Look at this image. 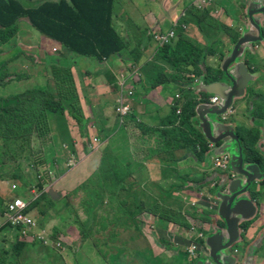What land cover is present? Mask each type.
<instances>
[{
	"label": "rangeland",
	"instance_id": "rangeland-1",
	"mask_svg": "<svg viewBox=\"0 0 264 264\" xmlns=\"http://www.w3.org/2000/svg\"><path fill=\"white\" fill-rule=\"evenodd\" d=\"M23 1L27 3L25 0H18ZM164 0H116V3L113 8L114 13V28L116 30L120 29L122 32H125L127 30V36H132L133 33L129 32H144L143 35H146L145 32H147V29H150V34L152 35V39H149V34L145 36L143 39L144 46L146 45H153L155 46V58L153 57V52H144V57H139L136 61L132 62L131 66L130 64H126L125 66L131 67V70L128 71L131 75L129 77V81H131L130 85H134L135 91L137 93L140 92L141 86L140 84L144 81L145 86H150V83L146 80H140V68H137V64L141 62L143 59H145L144 67L142 68L144 71L145 77H147V73L149 72L151 77L155 78L158 76L160 72H164L166 76H174L176 79H182V81L191 80V82L194 85H200L202 83L197 84V80L199 79L200 75L194 72H178L176 69H174L172 66H168L165 63H163L161 60H157L160 56V50L164 46H161L159 42L156 39V36L159 32H164L168 26H170V23L167 22L163 26V23L161 22L160 18L162 15H166L165 9H164ZM213 1L216 0H205V2H202V0H184V2H179L177 0H171L170 3L173 5V10L177 9L180 13L186 10H190V14L188 15L190 18V21H186L188 25L195 22V17L198 18L203 15V13H206L208 18H206V23L209 22L212 24L213 22L211 20H218L215 17L212 16L211 12L218 13L219 9L223 10V5L218 3V6L216 4H213ZM211 2V3H210ZM227 3L229 5L232 4H238L240 3L239 0H227ZM206 8V10H204ZM194 12V13H193ZM177 14V13H176ZM195 17H194V15ZM26 20L28 23H23L21 20ZM187 18L183 19L181 23H183ZM156 20H159L162 23V26H160L159 22H156ZM143 21L145 22L143 25ZM159 23V24H157ZM214 24V23H213ZM146 25V28L144 31L139 30L138 27H143ZM17 35H16V42L15 44L20 43L23 41V39H26V41H29L31 39H34V35H37L38 33L30 26L27 18L21 17L17 23ZM23 26L28 30L22 29ZM213 26V25H212ZM138 29V30H137ZM16 30V31H17ZM230 30V33L225 34L227 36V39L225 41L221 40H211L210 32L204 33V38H207L209 36L210 40L209 42H206L205 45H201V48L204 46L206 47L207 44H215L218 42H221L220 47H228L229 41L228 38L236 35L235 30ZM34 35H33V34ZM240 33H237V36H239ZM148 36V38H147ZM182 36L177 35L176 40L179 41L182 40ZM132 39V45L135 47L136 41L134 38ZM191 43L194 39L190 37H186ZM175 40V41H176ZM58 43V42H57ZM195 44L196 41L194 42ZM9 44V43H8ZM60 44V43H59ZM130 44V43H129ZM61 45V44H60ZM17 47H19L17 45ZM22 48V47H20ZM58 49V48H56ZM33 50H37L39 54L37 55V60H40L37 63L41 62V58L45 51H42L39 47L34 48ZM5 51V50H4ZM12 54H15L16 52L12 49H8L5 53L6 56H10ZM16 55L17 58H27V59H35L33 55H31V51L28 52L26 50H22L20 52H17ZM183 56L191 58L195 57L192 51L186 50V46L184 45L182 48ZM68 57V52L66 49H62V52L59 54V58L66 59ZM78 58V56H76ZM114 57V55L110 56L109 58ZM125 59H131L130 56L127 55V53H124L123 56ZM81 58V57H79ZM96 56L91 55L89 57H84L83 64H80L81 67H76L75 64L69 65V67H59L57 64H55V59H50L48 61L49 67L43 68L41 65L39 68H32L34 64L32 62H22L20 67L23 69L22 73H17L19 76L24 75L25 71L28 74V79L26 80V83L24 84H44L43 88H50L53 92L54 96L56 97V100H58L59 105H64L63 110L61 107V112L65 114L67 117V123L68 126H70L71 131L73 135L75 136L80 129H84V132L87 131V128L89 125L93 122V120H87L85 117L82 118L81 124H78L72 128V124L70 121L71 119H75L72 116V112H75L78 114H83V108L85 105L87 107L91 106L88 100V94H84L82 92H89L92 93L94 90L100 92V96H103L101 93L102 90L99 88H92L90 89L91 85L94 83L106 85L107 88L111 92L115 94V81L112 83H108V80L106 79L104 73V70H100V72H95V67H90L93 65V63L99 62L100 60H96ZM108 58V59H109ZM217 63L216 66L211 65L209 62L205 63V66L201 69L203 76L207 73V67L210 69L216 70L220 66V59L217 57L215 58ZM14 61V59H13ZM21 59H17L13 64L10 66L8 65L9 69L10 67L16 65L19 63ZM53 62V65H52ZM74 62V61H73ZM81 63V62H79ZM104 60L103 62L97 63L96 66H103L104 67ZM165 64L164 67L160 66V64ZM32 64V66H30ZM191 64V63H189ZM79 65V66H80ZM181 71H184L185 68H183V64H180ZM110 66V65H109ZM109 66H106V71L110 74H120V72L117 70L118 68L111 70ZM148 66H151V70L148 71ZM124 67V66H123ZM137 68V69H136ZM11 70V69H10ZM80 73L87 75L85 84H79L78 81H75L73 79V76L75 75V71H79ZM189 70H192V67L189 68ZM221 70V68H220ZM222 74L220 76V80L226 79V83H229L230 80L228 77H226L225 72L222 71ZM1 75V74H0ZM16 75V73H14ZM122 74L119 75V77ZM218 75H215V77ZM149 78V77H147ZM172 78V77H171ZM170 78V79H171ZM95 80L96 82H94ZM151 80V78H150ZM203 81L202 79H199ZM219 80V81H220ZM218 82V81H217ZM118 93L115 94V97L113 99V102L107 101V108L104 110L106 114H108V118H113V130H115L116 127H120L119 129L125 130L129 132V129H134L135 123L133 122V111L131 112L130 117L121 118L119 115L117 109L121 107V104L128 105L132 110V104L137 101V98L135 100L133 99L134 91L131 89H127V87H122V82L118 80ZM121 84V85H120ZM137 85V86H136ZM119 86L121 88H119ZM82 88V89H81ZM84 88L87 89V91L84 90ZM153 87L148 88V91H151ZM2 87L0 88V92L2 91ZM80 89L79 95L78 91ZM90 89V90H89ZM123 90H127V95L123 94ZM143 92V91H142ZM258 94V92H255V88H248L246 90V93L244 97L241 99V101H245L247 103V107H249V100ZM129 94V100L128 98ZM9 96V95H8ZM249 96V97H248ZM131 97V98H130ZM116 98V100H115ZM247 98V99H246ZM99 102V101H97ZM131 102V103H130ZM143 107V106H141ZM238 104H236L235 109H237ZM264 108V106H263ZM261 109V107H260ZM149 111L156 110L155 107L149 108ZM247 115L249 119L251 120V124L249 127H245L244 125L240 128L242 134H247L246 132L250 133V130L254 133L256 131H259L261 133V127L256 124L253 121V115L251 112L250 107L247 109ZM111 111H113L114 115H111ZM144 111L141 110L139 113L140 115H143ZM156 112V111H154ZM149 112V113H154ZM38 113V107L35 108L32 111V114ZM63 114V115H64ZM42 119L43 112L41 113ZM64 116V117H65ZM76 116V115H75ZM255 116V115H254ZM135 117V116H134ZM107 118V119H108ZM140 118L143 120V118L140 116ZM47 123L49 122L50 130H51V141L44 143L43 146H34L31 147V145L27 148L28 156H12L10 153L3 154V141L0 139V237H11L12 235L8 233V231H5L4 229L11 230L12 227L10 226V222L13 218L12 216L8 219L5 217V206L9 202L14 201L15 199H18L21 197L24 201L28 202L29 199H31L32 191H34L35 185L37 183L38 179H45L46 182V191L50 190V188H56L59 191H56L58 193V198L55 202H52L49 205H46L45 212L50 210V215L45 213L44 216L38 215V213L35 212V221L36 223L40 224L39 221H43L44 224L41 226L42 229H47L45 231H48L52 237H55V234L57 237H59V234H62L60 239H64L63 237H66V241L62 246L61 249H59V246H55L53 243L50 242H42L43 247L39 248L36 245H24L28 246L30 248V251L28 252V255L30 256H21L23 259H30L32 264H79L85 263V261L88 263V258L90 260L96 261L95 259L102 261V264H130V262H135L136 264H139V255L140 253L145 254H153L155 257L150 256L151 258L155 260H151V263H156L157 261H165L170 258V256L166 254H160V253H167L165 250V245L167 246L168 242H163L166 238L168 241H170L171 235H174L175 232H173V229L165 230L168 231L167 236H163V232L158 230L157 227H159L160 223L164 221L166 223V226L168 223H170L167 220H162L159 215H156L152 208H148L150 205L155 204L156 212L161 213L163 210L170 212L169 208L172 209H178L180 207V203L177 200H173L170 195V193H164L160 192L159 190H155L149 192L148 195L144 194L137 186L140 185L138 181H135L133 184L132 180L136 178L139 179V175H133V172L127 173L122 171V175H124V179L120 183H123V188H125L123 191L118 192L115 196V189L112 187L107 188V185L109 182L104 183L102 185L99 177H93V174H89V168L91 165H93L94 169H100L101 165L98 163L99 159H97L95 156L92 158H87L84 160L79 161L77 156H72V160L69 159V151L68 149H64L66 136L67 133L66 128L64 127V124L62 121L54 122L53 116L50 113L48 117H46ZM137 122L140 124L141 120L139 118H136ZM145 120V119H144ZM263 119H260L259 122L262 123ZM43 122L45 121L42 120ZM102 124L100 121H96L95 124H92L89 127V132H91L94 136L97 134L98 130H100L97 125ZM33 123L27 124L25 127H31L33 126ZM44 124H42L43 126ZM77 130H76V129ZM130 130V131H131ZM135 131V130H134ZM101 132V130H100ZM133 132V131H132ZM21 134H26L25 132H21ZM38 132L33 131L28 138V140L31 138L34 140L33 142H44L46 140L42 138L35 137ZM123 134V137L115 136L112 137H106L102 132L101 136L102 138L99 140V143H96V148L94 152H101L103 151L104 157L103 160H108V162H112L113 164L117 165L119 168L123 166V163H127L130 160L129 154L127 152L120 151L116 152V156L119 158L118 162L117 157L115 156V150L116 146L122 148L125 150L126 143L128 142L129 145H133V139L137 138L136 136H131L130 134ZM44 137H47V134L44 133ZM131 137V138H130ZM175 137V136H173ZM141 138V137H140ZM139 138V139H140ZM138 139V138H137ZM24 140V139H23ZM67 143V142H66ZM67 146L72 150V144H67ZM221 146V145H219ZM92 151V150H91ZM106 151V152H105ZM110 152L112 157L107 156V153ZM245 150H243V156L245 157ZM188 153L191 154V150H188ZM93 154V153H92ZM142 154L136 153L135 156L137 158H143L141 156ZM41 160L40 162L38 160ZM89 160V161H88ZM187 160V159H186ZM186 160H183L184 162ZM83 161V163H82ZM88 161L86 164L85 162ZM193 161V160H192ZM177 162V160H176ZM178 162H182V160H178ZM129 164V163H128ZM194 162L187 161L185 162V166L182 164L183 167H180L176 164V168H179L180 173H178L175 170L171 171V167L169 166V171L165 174L166 176L170 177H176L179 174H183L179 180L185 181L188 178V175L186 174L187 171L192 170V167L196 166L197 164H194ZM175 165V164H174ZM263 164H260V168L262 169ZM262 166V167H261ZM132 165L130 166V168ZM173 167V166H172ZM264 168V167H263ZM124 167H122L120 170H123ZM214 170H216L215 167H213ZM69 171V172H67ZM263 171V169H262ZM177 172V173H176ZM186 175H185V174ZM211 178L214 177L212 180L220 181L221 173L220 171H209ZM228 173V171L226 172ZM150 177L153 179H158L160 174V168H154L151 169ZM232 175V172L230 171L229 176ZM100 182L98 183V181ZM172 181H169L164 184H170L173 183ZM215 181V184H216ZM12 185H16L17 189L13 190ZM168 186V185H167ZM166 187V186H165ZM101 188H106L107 190H110L112 192L108 193V195L112 196V198L115 197V203L112 202V200L109 199L108 195L106 194H97L93 195L97 199L93 202L92 197L89 195H92L95 191ZM167 188V187H166ZM210 191L209 195L215 196V190L216 187H212V189H209ZM252 193L258 194V189L256 186L253 187ZM180 194L177 193V195ZM176 194H173V196H177ZM195 198L197 200L202 202V198L199 195H195ZM136 203H133V207L131 208V214L130 216H127L126 213H129V210L122 209L121 204H123L125 207L129 208V204L136 201ZM48 202L47 200H45ZM126 202V203H125ZM53 204H56L57 207L53 208ZM4 205V206H3ZM161 206V207H160ZM56 209L55 211H52ZM130 209V208H129ZM211 213L217 214V208L214 211H210ZM194 212V211H193ZM209 213H207L208 215ZM91 215L94 217V219L91 218ZM203 216L201 218L197 217H189V215H185L182 213V215H179L184 223H188L189 228L196 227L199 229H203L205 231L206 236L209 234V231H212L213 225L211 224V219L209 216ZM78 218L79 221H76ZM8 222H4L7 221ZM2 225L5 226V228L2 229ZM65 226V227H64ZM71 226V227H70ZM76 226V227H75ZM95 226V228H94ZM145 226V227H144ZM171 226V225H168ZM49 227V228H47ZM171 228H173L171 226ZM41 229V230H42ZM101 229V230H100ZM40 230V231H41ZM100 230V231H99ZM14 233L18 231V229L12 230ZM44 231V236H45ZM51 232H54L52 234ZM36 234V233H35ZM34 234V235H35ZM195 236V235H190ZM15 237V236H14ZM33 237V235H32ZM49 238V237H47ZM185 236H181L179 239L182 241V246L185 248L187 246V243L185 241ZM50 239V238H49ZM81 239V240H79ZM29 241L30 242H34ZM166 241V240H165ZM203 242L205 239L202 240ZM202 241H199L200 243ZM205 244V242H204ZM189 245V243H188ZM4 247V246H3ZM53 249V250H50ZM154 250V251H153ZM155 252V253H154ZM96 254V255H95ZM97 255L99 257H97ZM168 261V260H167ZM195 262V261H194ZM193 262V263H194ZM12 264V261L10 258L6 259L3 256H0V264ZM192 263V264H193ZM237 263L240 264V261L237 260ZM236 263V264H237Z\"/></svg>",
	"mask_w": 264,
	"mask_h": 264
},
{
	"label": "crops",
	"instance_id": "crops-1",
	"mask_svg": "<svg viewBox=\"0 0 264 264\" xmlns=\"http://www.w3.org/2000/svg\"><path fill=\"white\" fill-rule=\"evenodd\" d=\"M170 1L171 0L163 1L165 13H166V15H162L160 18L161 22L163 23V26L165 25V23L169 22L170 26H168L167 28L170 29L174 27V24H177L176 28H178L181 24H184L186 28L179 30L176 34V38H177V35H182L183 38L185 39L186 37H190L194 39L192 41L193 43L196 41L197 44L195 43L194 44L199 48H201V45H205L206 42H209L210 40L209 36L207 38H204V35H203L204 33H208V32H210V37L212 41L214 40L225 41L227 39V36L225 34L230 33L229 29L235 30L237 33H240L239 35L240 37L249 31L255 32V34L257 35L256 30L252 26H250V22L248 19V7H249V3L252 0H239L240 3L238 4L236 3L232 5H229L227 3V0L213 1V4H216V6H218V3H219V4H222L224 7L223 10L219 9L218 13L211 12L212 16L218 20H211L214 24L213 23L211 24L210 22L207 24L206 18H208V16L206 15V13H203V15L198 18H196L195 15L193 14L195 17V22L190 25H188V23L186 22V21H190V18L188 16L190 14V10H186L185 8L182 13H180L178 9L177 11L173 10V5L170 3ZM177 1L181 3L184 2V0H177ZM254 1H259L261 3L260 6L261 7L264 6V0H254ZM204 10H206V8H204ZM185 18L187 19L183 23H181V21ZM21 21L23 23H27L25 19ZM156 22H159L160 24L159 23L157 24L162 26V23L159 20H156ZM260 22H261V29H262L261 36H263L264 38V17L260 18ZM144 23L145 22L143 21V25ZM145 28H146V25L143 27H138V29L142 31H144ZM182 28L184 27L182 26ZM22 29L24 30V32L25 30H27L24 26ZM169 29H166V31H168ZM17 32L18 30L16 31L15 36L10 40L8 45H0V58L4 59L7 57L5 53L8 49H12L13 53L14 51L20 52L22 50L27 49L28 52L31 51L30 54L33 55L35 59H30V60L27 58H16L15 59V61L17 59H21V61L17 63L16 65L12 66V68L10 67L11 70L9 69V71L13 75H9L5 79L6 85L2 89L3 92H0V95H3V96L21 93L24 90L28 88H33L35 86H38L41 88L44 86L43 83L39 84L38 82L35 84H24L26 83V80L28 79L27 72L25 71V74L21 76L17 74V73L21 74L23 71V69L20 67L22 62H27V63L32 62V64H34L33 66L32 64H30L32 68H39L41 65L43 68L47 69L49 67L48 61L50 59L53 58L56 61H58L56 62L58 66L61 63L60 60H64L62 58H59V54L62 52V49H66V48L60 45L59 43H57L56 41L51 40L48 37L43 36L42 34L36 31L38 33L37 35H34L32 33L35 36L34 39H31L29 41H26V39H23V41H21L20 43L15 44L16 39H17L16 38ZM118 33L120 37L125 39L130 44L124 47V49L120 51V53L115 54L114 57L109 58V59H104V63H103L104 67L96 66L97 63H100L103 61H99V62L95 61L93 65L90 66V67H93V66L95 67V72H100V70H104L103 74L108 80V83H112L115 81V94L118 93V85H119L118 80H119L120 83L121 82L123 83L122 85L120 84L122 87H127V89L129 90L131 89L132 91H134L133 99L135 100V98H137V101H135L134 104L130 102L132 105L133 122L135 123L134 125L135 127L134 129L132 128V130L129 129V132L126 131V134L131 133V136L132 135L136 136L138 139L137 138L133 139V145L132 143L131 145H129V143L127 142L125 150L116 146L115 156H116L117 151H120V153L124 151L129 154L130 160L127 163H124V162L122 163L123 164L129 163L128 164L129 167L132 165V167L127 170L130 173L132 171L133 175L138 174L140 176L139 179L135 177V179H133L132 182L134 184L135 181H138L140 185L137 186V188H139L144 194L148 195V197H149V192L152 193V191H155V190H159L160 192H164V193H170L171 197H173L172 199L177 200L180 203V207L178 209L169 208L170 210L176 211L177 216L182 215L183 213L185 215H189L190 218L191 217L201 218L207 215V213H209L207 216H209L211 219V224L213 225L212 230L215 228V224H217L218 226H221L222 222L220 221V219L217 218V214L216 213L213 214L208 211L211 204L213 202H217L215 199V196L209 195L210 191L206 192V190H208L207 187H209V189H212V187H217V186H214L215 181L212 180L214 177L211 178L209 171H210V167L212 166L211 159L212 157L216 155V153L219 151V148L221 146L219 145L216 146L215 150L211 149L210 152L206 155V159L204 160V162L199 163L197 162V160H195L194 152L190 148L186 150H182V151H177V152L175 151V155H174V151L165 153L163 149L165 141L159 136L158 132H156V131L161 132L160 129L165 127L164 120L167 116L168 117L170 116L172 110L174 109V105H177V108L178 106L179 108L180 106L182 107V104L186 102V99L189 95L191 97H197L199 100V105H206V104L212 105V103L210 101L207 102L204 99L201 100L202 93H203V91H201V87H199L198 85H194L191 82V80H186L183 82L182 79H176V77L174 76H172L171 78L172 80L170 82L161 84L158 87L152 89L151 91H148V88L151 87V81L149 80L150 78L145 77L144 75L145 70L142 69L144 67L145 59H143L141 62L137 64V68H140L141 70L140 80L146 79L150 83V86H145V82L143 81L140 84L141 90L139 93H137L134 90L135 89L134 85H130L131 81L128 82L129 77L131 76L128 71L131 70V67H127L125 65L130 64L131 66H133L132 62L136 61L133 54H136V53L139 54L140 57L141 56L144 57V52L152 51L153 57H154L155 50H156L155 46L153 45L144 46V42H143V39L148 34H149L148 40L153 41L152 35L150 34V29H147V32H145L146 35H143L144 32H139V31L129 32V33H133V37L127 36V30L125 32H122L120 29H118ZM236 37L237 35L234 36V38L232 37L228 38V40H230L228 47H220L221 42H218L215 44H207L206 47L204 46L203 48H201L203 50L210 51V53L206 55L205 63L209 62L211 65L216 66L217 61L215 58L217 57L218 59H220L219 67H222L224 59L229 56L235 44L237 43V41H234ZM131 38H134V40L136 41L135 47H133L132 45ZM17 45L19 47H17ZM36 47H39L42 51H45L41 58L40 63H37L40 61V60H37V55L39 54V52L37 50H33ZM211 49H213V51H211ZM162 51L163 49L160 50L159 52L160 55L163 54ZM67 52H68V57L66 59L70 58V53L68 50ZM125 52L127 53L128 56L131 57V59H125L123 57ZM79 57L81 56H78V58L74 57L73 59L66 60V63L69 65L75 64L76 67L80 68L81 67L80 64L84 63L83 62L84 58L83 57L79 58ZM15 61L12 60L11 64H13ZM238 62H245L247 64L252 74V77H253V80L250 83V85L255 88V92H258V94L256 93V95L254 96V100L252 102L249 100L248 103H249L250 109H253V111L251 110L252 115H253V121L261 127V133L259 131H256L253 133L250 130V134L251 136L253 135L258 136V140L256 142L253 141V148L256 150L258 154L262 156V159L264 160V108H263L264 106V40H262L261 42H257L253 46L252 49H249V48L246 49L243 56L238 60ZM11 64H8V65L10 66ZM52 65H53V62H52ZM65 66L66 65H64V67ZM106 66H109V68L113 70V72L115 68H118L117 70L122 75L119 77L120 74H117V73L110 74L109 72L106 71V68H107ZM160 66L164 67L165 64L161 63ZM147 68L149 71L151 70L150 69L151 66H148ZM13 71L14 73H16V75H14ZM86 78H87V75L80 73V70L75 71V75L73 76V79H75V81H78L79 84H82V83L85 84ZM93 81L96 82L95 80ZM199 83H200V80H198L197 84ZM94 87L101 89L102 90L101 93H104L102 94L103 96H100V92L96 90H94L92 93L82 92L84 94H88V100L91 106L87 107L85 105V107L82 110L83 114L80 113L77 115L75 112H72V116L75 118V119L70 118L72 128H74L77 125V123L81 124V122H78L77 118L85 117L88 121L90 119L93 120V122L89 125V127L92 124H95V122L98 120L102 123L100 125H97V127L100 130L106 129V130L112 131V135L110 137L115 136V140L117 139L116 136H118V138L119 136L123 137V134H125L124 132L125 130L119 129L120 127H116V125H115V130H113V118L112 117L108 118V114L104 112V110L107 108V101H110L112 103L115 97V94L111 92L109 88H107L106 85L94 83L91 85L90 89ZM119 88L121 87L119 86ZM84 90L87 91L86 88H84ZM79 92H80V89L78 91V95H79ZM122 93L127 95V90H123ZM126 99L129 100V94H128V98ZM219 103H221V101ZM236 104H238V107L237 109H235V114L233 116H230L227 119V121L228 123H231L234 126H236L235 129H236V133L238 134V132L241 130L240 128L243 125L247 127L250 126L251 120L249 119L247 115V111H248L247 109L249 108L247 107V103L239 99V100H236ZM256 104H258V107H261L258 114L254 113L256 111ZM153 107H155L156 110H151V111L148 110L149 108H153ZM141 110L144 111L143 112L144 116L139 114ZM149 112H154V113H149ZM110 114L114 115L113 111H111ZM75 115L77 116V118L75 117ZM140 116L143 118V120L140 118ZM136 118H139L141 120L140 124L137 122ZM209 119H212L211 115L208 116V122L210 124ZM260 119H263L262 123L259 122ZM195 120L197 122V128L205 135V129L202 126L203 125L202 120L200 119L198 112L196 114ZM89 127L87 128V135L84 138H82L79 135V132L76 133V135L74 136L71 131L70 126H68L70 136L76 142V145H75L76 156L78 157L79 161L81 160L85 161V159L87 158L90 159L93 156H95L97 159H99L98 163L101 165L103 162L104 153L103 151L99 152L100 150L98 152H94L95 149L93 150V140L94 138H96V136H94L91 132H89ZM139 127L151 133L144 134V132H142V130ZM169 128L172 129V125H169L167 127V129ZM177 129H178L177 134H179L181 129H179L178 127ZM211 130L213 131L212 125H211ZM126 134H125V139L127 140ZM97 138L101 139L100 133H99V137ZM253 139L254 138H252V140ZM244 147H245V144H244ZM188 150H191V154L188 153ZM136 153L142 154L141 156L144 155L143 158H137L135 156ZM173 155H174V158H172ZM69 156H70L69 159H71L70 154ZM117 160L118 162H121L119 161L118 157H117ZM165 160L172 161L174 163L167 164ZM178 160H182V162H178ZM183 160H186L185 162L191 160V162H194V164H197V167L196 166L194 167L193 166L194 164H192L193 166L192 170H189L186 172V174L188 175V178L185 181L182 182V180H179V178H181L183 174H179L180 176L177 175V178L165 175L169 171V166L171 167V171L175 170L178 173H180L179 168L178 169H175V168H176V164L180 167H183L182 164L185 166V162ZM88 161H86L85 164ZM263 167L262 169L264 172ZM154 168H160V174H159L158 179H153L150 177L149 172L151 169H154ZM97 170L98 169H94L93 165H91L89 168V174H93ZM171 179H173L174 181L173 183L167 184L168 186L164 184L169 181H172ZM44 182L46 183L48 181H45L44 179ZM52 189L54 192L59 191L56 188H52ZM257 189H258V194L256 195L252 193L251 195V200L255 202L256 207H257L256 216L252 218L250 221L241 222L240 224L241 225V236L243 237L231 249L232 252L234 249H238L236 256L238 258L237 260L240 261V264H264V180L259 181V187ZM46 192L48 193L49 190ZM179 192L180 194L177 195V193ZM173 194H176L177 196H173ZM195 195L201 196L202 202L197 200V198L194 197ZM152 205H150L148 208H152ZM45 207L46 206H42V203L40 202L38 208L45 210ZM56 207L57 205L53 204V208H56ZM55 210L56 209L52 211H55ZM35 212L37 213V211L30 212V216L34 219V221L36 220L34 216ZM45 213L50 215V210ZM36 222L37 221H35V223ZM39 223L40 224L36 223L37 226L32 232L33 236H39L41 232H44L45 230H47V229L41 228V226H43L42 224H44L43 221H39ZM246 223L248 225L246 229L244 230L242 226ZM185 224H188V223H185ZM168 225H171L173 228H171V226H168ZM168 225L166 226V223H164L163 221L160 223L159 227H157L158 230L163 232V236H167L168 234V231L166 232L165 230L173 229V232H175L174 235H171L172 237L170 238V241H168L166 238H164L166 241L163 240V242L169 243L167 246L166 245L164 246L168 254L165 252L160 253V254H166L170 256V258L167 260L177 259L178 257V260H181L183 264H192L194 261L195 262L193 264H195L196 261L202 256L201 250L207 251V247L202 249V246H201L200 250L198 251V256L194 259H190L188 251H187L188 243L190 244L191 242V236H190L191 234L189 233L190 228H186L183 225L176 224L174 222L168 223ZM3 228H5L4 225H2V229ZM4 230L8 231V233H10L12 236L11 237H0V256L3 255L6 259L10 258L12 261V264H32L29 259L30 256L28 255L30 248L24 245H36L37 247L42 248L43 247L42 242L37 241V239L36 241L30 242V243L24 242L23 247L20 250H18L16 249V247L13 248L12 246L13 241L16 240L17 238V237H14L16 236L17 233H14L12 231L13 228L11 230L9 229H4ZM51 233L54 234V232H51ZM61 235L62 234H59V237H57L55 234V237L54 236L52 237V235L48 231H45L44 237H49L50 239L48 238V242L53 243L55 246H59V249H61L62 248L61 245H63L66 241V237H63L64 238L63 240L60 239V237H62ZM181 236L186 237L185 241L187 243V246L185 248L182 246V241L179 239ZM203 244L204 242H201V245ZM50 250H53V249H50ZM4 252H8V253L5 254ZM21 256H29V258L23 259V257ZM150 256L155 257V255L153 254H150ZM97 257L99 256L97 255ZM95 260L96 261H93V260H90V258H88V263L85 261V263L79 262V264H102V261H100V257H99V260L98 259H95ZM117 260L118 258L116 259V261ZM116 261H115V264H116ZM130 264H136V263L130 262Z\"/></svg>",
	"mask_w": 264,
	"mask_h": 264
},
{
	"label": "trees",
	"instance_id": "trees-1",
	"mask_svg": "<svg viewBox=\"0 0 264 264\" xmlns=\"http://www.w3.org/2000/svg\"><path fill=\"white\" fill-rule=\"evenodd\" d=\"M25 1L27 3L18 0H0V45H8L10 40L15 36L17 30L16 23L21 17L27 18L30 26L37 32L60 43L69 51L70 58L60 60L61 63L59 64V67H64V65H66L65 67L69 66V64L66 63V60L73 59L76 56L84 58L94 55L97 57L96 60L103 61L112 55L120 53L124 47L129 45V42L120 37L118 30L114 28L113 8L116 0ZM182 26H184V24H181L178 28H176V32L183 29ZM239 37L240 36H237L234 41H238ZM175 40L171 44L165 45L161 48L163 49V54L160 55L156 61L161 60L166 65L172 66L178 72L189 73L191 71L197 73L200 75L199 78L203 79L206 84L220 80V76L222 74L220 67L216 70L211 68L209 69L207 67V73L203 76L201 69L205 66L206 55L210 53L209 50H203L185 38H182L180 41L178 39L176 41ZM184 45L186 46L187 52L191 50L195 57L188 58L183 56L182 48ZM211 51H213V49H211ZM17 54L18 53L16 52L15 54L10 55V57L7 56L9 57H6L7 59L0 58V88H4L6 85L5 79L9 75H13L9 71L8 64L13 59L15 61ZM133 55L135 60L140 57L137 53ZM181 63L183 64L182 67L185 68L184 71H181L180 69ZM190 67H192V70H189ZM215 75L218 76L215 77ZM147 77L151 78V80H149L151 81V87H153L152 89L172 80L170 79L172 76L168 77L164 72H160L155 80L151 77L149 72L147 73ZM202 96L205 101H207L206 98L210 97V95L203 93ZM198 105V98L191 97L189 95L186 102L182 104V107L180 106V108H182L180 115L177 114L179 106L177 108V105H174V109L172 110L170 116H167L164 120L165 127L160 129L161 132L156 131L165 141L163 146L165 153L174 151L175 155V151L177 152L190 148L194 152L195 160L199 163L204 162L206 155L210 152V143L206 139L205 135L197 128L195 118ZM37 107L38 113L32 114V111ZM61 107L63 110L64 105H59L58 100H56V97L50 88L35 86L14 95H0V139L3 141V154L5 155L10 153L12 156H28L26 147H29L30 145L31 147H41L44 143L51 141V130L49 122L47 123L46 120V117H48L51 113L54 122L61 120L67 130L68 134H65L67 138L65 141L66 145H64L65 150L68 149L71 157L76 156V142L70 136L66 120L67 117L64 112H61ZM259 110L260 107L256 104V111L254 113L258 114ZM42 112L44 117L43 119L41 115ZM75 117L77 118V116ZM44 119L45 121L43 122L42 120ZM77 120L78 122H81L82 118H77ZM29 123H33L34 125L26 128L25 126ZM42 124L44 125L42 126ZM169 125H172V129H167ZM177 127L181 129V131L179 130V134H177ZM139 128L142 132H144V134L151 133L141 127ZM33 131L38 132L35 137L42 139L46 138V140L44 142H33L34 140H32V138L31 141L30 139L28 140ZM21 132H25L26 134L23 135ZM78 132L82 138L87 135V131L84 132V129H80ZM101 132L108 138L112 135V131L106 129H101ZM101 132L98 130L95 135L96 138L99 137V133L101 135ZM44 133L47 134V137H44ZM238 135L241 139V145L246 151L245 157L247 160L249 159L258 164L264 165L262 156L253 148V141L256 142L258 140V136H251L248 132L247 135H244L241 131L238 132ZM252 138L254 139L252 140ZM67 144H72V150L67 146ZM174 155L172 158H174ZM107 156H110V158L112 157L110 152L107 153ZM108 160L109 159L103 160L100 169L93 173L92 178L99 177L100 180L102 179V185L109 182L107 188H114L116 196L118 192L120 193V191L125 189L123 188V183H120L125 177L122 175V171L129 173L127 169H130V167L128 164H123L122 167H124V169L120 170L122 167L119 168L112 162H108ZM38 161L40 162L41 160L39 159ZM165 161L167 164L174 163L172 161ZM46 184L47 183L44 182L43 177L42 179L37 180L35 188L37 193H40V195L37 199H29L30 206L28 212L37 211L38 215H45V210L38 208L40 202L42 203V206L49 205L53 202L48 193L44 191ZM105 192L108 195V193L112 191L107 190L106 188H101L89 196L92 197V201L94 202L97 198L93 195L105 194ZM108 197L113 203L116 202L115 197L112 198L110 195H108ZM134 202L136 203L137 200ZM134 202L129 204L130 209L121 204L122 209L129 210V213H126L127 216H130L131 208L133 207ZM156 207L157 206L153 204L152 210L156 215H159L162 220H167L170 223L174 222L189 228V225L185 224L184 221L177 216L176 211L169 209L171 213L165 210L158 213L156 212ZM1 210L2 208L0 209V212ZM93 216L91 215L92 219H94ZM76 221H79L78 218ZM247 225V223L244 224L242 228L245 230ZM18 230L19 231H16L17 234L15 236L17 238L13 241L12 246L13 248L16 247V249L20 250L23 247L24 242L19 241L22 229L18 228ZM4 253L7 254L8 252ZM138 258L139 264H183L181 260H178V257L173 260L151 263L150 259H155L142 252Z\"/></svg>",
	"mask_w": 264,
	"mask_h": 264
},
{
	"label": "water",
	"instance_id": "water-1",
	"mask_svg": "<svg viewBox=\"0 0 264 264\" xmlns=\"http://www.w3.org/2000/svg\"><path fill=\"white\" fill-rule=\"evenodd\" d=\"M260 4L259 1L252 0L248 7L250 26L256 30L257 35L255 32L249 31L239 37L232 52L224 59L222 67H220L230 82L226 83V79L222 78L218 82L206 84L200 80L202 84L198 85L203 93L217 96L221 101L219 104L199 105L197 112L202 120L205 136L214 146L212 150L221 145V149L219 148L216 155L225 151L230 154L232 175L224 177L220 174V181L214 180L217 184L215 190L218 206L217 218L222 222V226L215 224V228L207 235L205 244L201 245L202 249L207 247V251L201 250L202 256L195 264H236L238 258L231 249L243 237L240 224L242 221H250L256 216L257 207L250 195L254 185L264 180V172L260 168V164L247 160L243 156L244 148L241 145L240 136L236 133V126L225 123L222 116L227 113V110L235 108L236 100H241L244 97L246 89L254 88L250 85L253 77L247 64L238 62V60L246 49H252L257 42L264 40L261 36L260 22V18L264 17V6L261 7ZM253 100L254 96L250 101ZM210 115L212 119H209V124L208 116ZM48 195L53 201L57 200L59 196L53 189L49 190Z\"/></svg>",
	"mask_w": 264,
	"mask_h": 264
},
{
	"label": "built area",
	"instance_id": "built-area-1",
	"mask_svg": "<svg viewBox=\"0 0 264 264\" xmlns=\"http://www.w3.org/2000/svg\"><path fill=\"white\" fill-rule=\"evenodd\" d=\"M202 2H205V0H202ZM176 27L177 24H174L173 28H170L168 31L166 32H159L156 36L157 41L159 42V44L161 46H165L168 44H171L175 38H176ZM185 29L186 26H183ZM211 102L213 104H217L219 102V98L218 97H214L211 99ZM121 107H119L117 109L119 115L121 116V118H125V117H130L131 115V108L128 105H125L124 103L120 105ZM182 111V108H179L177 110V114L180 115ZM234 114V111L232 109H229L227 111L226 114H224L223 116V120H227L231 115ZM99 138H94L93 140V150L96 148V143H99ZM100 144V143H99ZM214 148V146L212 144H210V150ZM72 160V157H71ZM230 154L225 151L222 154H218L215 155L214 157H212L211 161H212V166L211 168L213 169V167L216 168V170L220 171V173L225 177V176H229L230 174ZM228 171V173H226ZM217 184H214V186H216ZM12 189L16 190L17 187L16 185H12ZM32 199H37L38 196L40 195L39 193H37L36 188H34V191H32ZM30 202H26L24 201L22 198H18L15 199L14 201H12L11 203H8L7 206H5V217H7L8 219L12 216L13 220L9 221L10 222V226L13 229H18L21 228V237L19 238V241L21 242H29V241H33L36 240L37 241H41L43 243L48 242V238L44 237V232H41V234L37 237H32V232L33 230L36 228V223L34 221V219L30 216V214L28 213V209H29V205ZM217 208V202H213L209 208L210 211H214ZM4 221L5 223L8 222ZM206 231L203 229H199L196 227H191L189 230V233L195 236H191V242L188 245V254L190 259H194L198 256V251L200 250L201 247V243L199 242V240H203L206 238ZM235 254H237L238 249H234L233 251ZM238 264V263H237Z\"/></svg>",
	"mask_w": 264,
	"mask_h": 264
},
{
	"label": "clouds",
	"instance_id": "clouds-1",
	"mask_svg": "<svg viewBox=\"0 0 264 264\" xmlns=\"http://www.w3.org/2000/svg\"><path fill=\"white\" fill-rule=\"evenodd\" d=\"M199 79H200V78H199ZM199 79H198V80H199ZM198 80H197V82H198ZM197 82H196V83H197ZM214 97H217V96H210V97H208L209 99L207 100V102H209V101L211 102V99L214 98ZM218 98H219V97H218ZM219 102H220V100H219ZM219 102H218V103H219ZM211 103H212V102H211ZM212 104H213V103H212ZM253 105H254V103H253ZM232 110L234 111V114H235V108L232 109ZM251 110L253 111V109H251ZM227 111H228V110H227ZM234 114H233V115H234ZM233 115H231V116H233ZM223 116H224V115H223ZM223 116H222V120H223ZM223 121H224L225 123H228L227 120H223ZM245 127L247 128V126H245ZM210 170H211V171H218V170H214V169H212L211 167H210ZM216 186H217V185H216ZM45 189H47V188L45 187V188H44V191H46ZM39 194H40V193H39ZM28 213L30 214V212H28ZM233 251H234V250H233Z\"/></svg>",
	"mask_w": 264,
	"mask_h": 264
},
{
	"label": "flooded vegetation",
	"instance_id": "flooded-vegetation-1",
	"mask_svg": "<svg viewBox=\"0 0 264 264\" xmlns=\"http://www.w3.org/2000/svg\"><path fill=\"white\" fill-rule=\"evenodd\" d=\"M206 99L208 100L209 98H206ZM201 100H203V96H202ZM254 186H256L258 188L259 183L258 184H255ZM251 195H252V193H251ZM251 195H250V197H251Z\"/></svg>",
	"mask_w": 264,
	"mask_h": 264
}]
</instances>
